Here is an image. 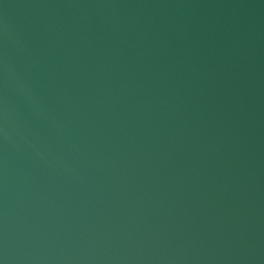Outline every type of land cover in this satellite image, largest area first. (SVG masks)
Instances as JSON below:
<instances>
[{
	"label": "water",
	"instance_id": "obj_1",
	"mask_svg": "<svg viewBox=\"0 0 264 264\" xmlns=\"http://www.w3.org/2000/svg\"><path fill=\"white\" fill-rule=\"evenodd\" d=\"M0 264H264V0H0Z\"/></svg>",
	"mask_w": 264,
	"mask_h": 264
}]
</instances>
